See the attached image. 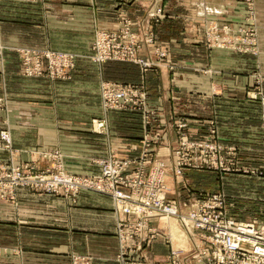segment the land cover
Segmentation results:
<instances>
[{
    "label": "crops",
    "instance_id": "0c3cea01",
    "mask_svg": "<svg viewBox=\"0 0 264 264\" xmlns=\"http://www.w3.org/2000/svg\"><path fill=\"white\" fill-rule=\"evenodd\" d=\"M255 7L256 54L209 47L204 38V16L245 13L239 0H0V45L5 47L0 96L9 99L0 111V132L10 131L13 149L0 150V161L10 163L13 154L18 162L35 160L39 168L51 169L57 162L39 153L59 151L66 171L97 175L111 150L123 159L138 156L144 134L141 113L105 111L101 83L139 82V66L119 60L99 64L90 55L98 30L118 29L126 18L138 30L141 22L151 23L148 15L158 8L166 17L152 22L157 42L168 49L167 61L177 65L176 72L155 68L145 74L149 104L158 109L152 129L160 133L159 151L169 153L162 158L171 155L177 142L178 119L189 122L195 138L215 121L218 141L243 155L264 154L262 104L249 96L257 82L264 92V0H255ZM17 48L73 52L76 66L66 79L28 77L20 70ZM95 118L106 119L107 134L93 131ZM242 159L251 168L252 162ZM205 173L185 171L192 182ZM16 192L15 202L0 201V264H74L76 256L90 258L91 264H136L140 255L147 264H159L170 253L160 234L142 252L120 256L117 213L109 195L83 190L69 198L29 187Z\"/></svg>",
    "mask_w": 264,
    "mask_h": 264
},
{
    "label": "built area",
    "instance_id": "2783aa9c",
    "mask_svg": "<svg viewBox=\"0 0 264 264\" xmlns=\"http://www.w3.org/2000/svg\"><path fill=\"white\" fill-rule=\"evenodd\" d=\"M127 32H133L131 22L125 23L124 27L114 33L98 31L91 57L93 61L104 63L109 60H135L148 65V61L136 57L133 41L126 44L123 39L126 35L123 33ZM18 50L22 58L23 74L29 77L66 79L76 66L77 55L74 53L33 48ZM162 54L165 55V52ZM261 101L264 105V94L261 95ZM7 104V98L0 97V111L6 109ZM102 106L105 111L127 108H143L148 111L144 91L132 85L109 81L102 84ZM92 129L107 134L106 119H93ZM144 143L146 151L131 171H128V167L134 161L119 160L115 153H111L102 161L103 172L99 177L66 172L61 166L62 154L59 151L39 153L40 156L57 161L59 167L54 170L40 171L33 161L17 166L0 161V198H14L19 186L38 188L47 193L63 191L67 196L76 195L81 190H93L114 197L118 211L116 226L120 256L134 251L142 252L144 245L149 244L155 236V229L149 225V219L164 215L175 217L187 228L204 233L208 245L201 248L195 256L198 263L205 259L208 260L207 264H264V224L240 222L230 217L221 195L186 201L184 206L188 210L184 212L181 205L167 196L169 186L166 176L169 165L165 161H158L147 173L144 172L143 167L149 160L150 139L146 138ZM219 148L221 149L218 145L207 142H188L182 137L181 146L176 151L178 159L175 158L174 171L182 172V166L187 165L185 161H188L190 149L200 151L201 160L208 163L216 156ZM2 149L13 153L9 130L0 132V150ZM90 261L88 257H77L74 264H91Z\"/></svg>",
    "mask_w": 264,
    "mask_h": 264
},
{
    "label": "rangeland",
    "instance_id": "374dc122",
    "mask_svg": "<svg viewBox=\"0 0 264 264\" xmlns=\"http://www.w3.org/2000/svg\"><path fill=\"white\" fill-rule=\"evenodd\" d=\"M191 1L193 2L194 0ZM239 1H241L244 4L246 10L245 13L239 12L237 13V15L233 17L204 16V31H203L204 38L209 47L231 49L238 53L251 52L256 54L258 52L257 49H258L259 38H258V26L256 23V16H255L256 13L255 0H239ZM188 4L189 7L191 8V12L195 14L196 8L194 3L192 4L189 2ZM160 9H162V11H159ZM148 16L149 19H151V23L147 24V22L146 23L141 22L138 25L139 28L138 30H136L133 27L132 21L127 18L123 20L122 26H120L118 29L105 30L108 31L109 33H114L115 31L120 30L122 27H124L125 23L127 24L128 22H131L133 32L123 33V35L124 34L126 35V37H124L123 39L125 40L126 44H130L133 41L132 45L136 57L139 58L140 60L143 59L149 62L148 65H145L135 60H119V61L132 62L139 66V69L142 74L141 81L139 82H122V81H114V80H104L101 83V96H102V84L103 82L106 81L117 82L125 85H132L134 87H138L140 90L146 93V102L148 109V111H146L143 108L140 109L127 108L130 110L138 111L142 115L144 134L142 137V146L139 155L134 158L123 159L117 154V151L111 150L109 156L111 155V153H115L116 157L119 160L134 161L128 167L129 168L128 171H131V169L138 164V162L141 160L143 156V153L146 151L144 140L148 138L150 139L151 146H150L149 160L148 162H146V164L143 167L144 172L147 173L148 170L151 169L153 164H155L156 162L165 161L170 167V169L168 168L169 170L166 176L167 185L169 186V190L167 191V196L170 200L176 201L179 205H181L182 206L181 208H183L184 212L188 210V207L184 206V202L186 201H191L194 200V198H198V197L212 198L215 195H221L222 200L224 201L226 212L230 217L240 222L256 223L257 225L264 224V167L261 166V164H263L262 160L264 158V154L259 152L256 153L252 152L243 155L239 153V150L235 146L224 144L221 141H218L217 127L215 121L209 122L207 133H204V135L195 138V136H191L189 134V130H188L189 122L186 119H181V120L178 119L175 122V125L177 127V142L174 145H172V149L170 151L171 155L169 156L170 158L169 157H167L166 159L162 158L169 155V153L166 151V154L168 153L166 155L163 153V151L162 152H160L161 150L159 151L160 133L156 129L155 130L152 129L153 121L158 115V109L151 107V105L149 104V92H148L145 74L148 71L155 68L158 69L166 68L173 72H176L177 65L167 61L169 51L163 45L158 44L157 42L158 37L156 36V33L154 32L152 27V22L154 21L158 22L166 17L163 8H158L155 12L149 13ZM98 31L95 33V38L92 44V53L90 57H92V55L94 54L93 46ZM18 49L20 48H17L15 51H17V53L19 54L20 70L23 74L22 58ZM4 52H5V47L0 45V55H4ZM62 52H66V51H62ZM163 52H165V55L162 54ZM68 53H73V52H68ZM104 63H99V64H104ZM38 77H42V76H38ZM259 85L260 83L257 82L256 85L253 86L249 96L252 99L259 100L262 104L261 121L263 125L264 105L261 101V95H263L264 92L259 88L260 87ZM5 97L9 101L8 97L7 96ZM118 110H124V109H118ZM182 137L186 138L188 142H195V143L207 142L209 144L210 143L216 144L219 147H221V149L219 148V150L216 152V156L213 158L212 161L211 160L208 161V163H205L203 160H201L200 151H198L197 149H190L188 151V161H185L187 165L182 166L184 168L181 170L182 171L181 173H176L174 171L173 165L175 164V158L178 159L176 151L181 146ZM11 155H12L11 156L12 160L10 161V163H7V165L17 166L27 163V162H18L17 159L14 158V155L13 154ZM243 156L244 158H247L248 161L252 162L251 168L241 163V161L243 160L242 159ZM41 157L43 159H52L44 156ZM52 160L54 161V164L57 162L54 159ZM103 160L104 159L100 161V165H101L100 174L97 175L80 174V175H88L92 177L101 176L103 172V165H102ZM32 161L36 163V166L40 171L54 170L55 168L59 167L57 163L51 169H41L38 167L37 161L31 160L28 162H32ZM201 164L203 166H200ZM187 169L203 170V171H207V173H205V176L203 177L195 178V180L193 178V182H192L185 175V171ZM183 184L184 186H182V188L179 190L180 186ZM19 187H27V186H19ZM29 188L39 193H47L42 189L32 188V187ZM16 191L17 189L15 190L14 198H0V201L15 202L17 199ZM81 191H79L76 195H69V196H67L63 191L56 194H61L64 197L76 198ZM89 191H93V190H89ZM109 196H111V198L113 199L115 211L116 213H118L116 209L114 197L112 195ZM152 220L153 221L155 220L156 224H153ZM149 225L155 229L154 230L155 236L152 238L149 244L144 245V248L152 244L155 237H157L160 234L166 236L170 245V253L167 256L166 261H164L163 263L158 262L159 264H207L208 263V260L205 259L204 261L198 263L197 259L195 258V256L200 251V249L201 248L203 249L206 245H208V240L205 238L204 233L202 231L190 229L191 227L187 228L177 218L168 217L164 215H158L150 218ZM164 225L167 227L168 230H166ZM169 233H172V235ZM77 257L78 256L75 257V260ZM137 257H139L138 258L139 260L138 261L136 260L137 261L136 264L140 262L143 264L148 263L146 256L140 255Z\"/></svg>",
    "mask_w": 264,
    "mask_h": 264
}]
</instances>
